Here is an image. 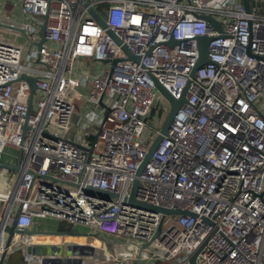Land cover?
Masks as SVG:
<instances>
[{
	"label": "built area",
	"instance_id": "1",
	"mask_svg": "<svg viewBox=\"0 0 264 264\" xmlns=\"http://www.w3.org/2000/svg\"><path fill=\"white\" fill-rule=\"evenodd\" d=\"M200 36L209 61L192 76ZM156 80L175 98L190 87L136 196L196 215L128 201L162 128L148 118L171 110ZM8 144L23 153L18 171L0 165V264H48L7 261L45 218L88 227L108 264H190L205 241L198 264H264V0H0V162L15 164Z\"/></svg>",
	"mask_w": 264,
	"mask_h": 264
},
{
	"label": "water",
	"instance_id": "2",
	"mask_svg": "<svg viewBox=\"0 0 264 264\" xmlns=\"http://www.w3.org/2000/svg\"><path fill=\"white\" fill-rule=\"evenodd\" d=\"M243 4L247 10V12L251 13L252 12V0H243ZM92 14L97 18V20L105 26V22L102 19V17L98 14L95 8H90ZM206 19L211 21L218 29L221 28L220 24L210 15L205 16ZM46 26H47V20L45 17L44 23L42 24V31H41V39L37 42L38 46V61H40V50L43 46V43L46 39ZM211 37L209 36H200L198 38L199 41V58L192 70L191 75L194 76L196 70L207 63L209 61V49L208 45L209 42L211 41ZM171 44L177 43L175 39H171L170 42ZM125 50L128 52L129 56L133 59L139 60V57L134 55L127 46H124ZM116 62V61H115ZM23 79L28 80L30 83V88H31V94L29 98V103H28V115L31 113L32 108H33V97L35 90L37 88L36 85V77L31 76L29 74L24 73L22 75ZM156 84L158 88L162 91V93L168 98V100L171 103V110L169 112V115L167 116L165 122L163 123V126L161 128V132L158 134L152 145L150 146V149L148 151V154L144 161L140 164L138 171H137V177L134 179L132 186H131V192L130 196L128 197V201L131 204L152 209L155 211H160L164 214H192L196 215V213L190 212V211H185L181 209H175V208H168L160 205H156L153 203H148L144 202L141 200L137 199L136 193L137 189L139 186V177L142 175L143 170L158 148L159 144L163 140L164 136L167 134L169 127L171 126L173 120L175 119V116L178 112V110L181 108V106L187 102V92L190 87V81H188L187 85L184 87L181 97L180 98H175L172 93L167 89L164 85H162L159 81L156 80ZM103 103V102H102ZM28 128V123L26 121L25 123V129ZM94 138H97V135L94 136ZM22 148H19L17 160L15 164H11L9 162H4L1 161L0 165L4 166L9 169H13L18 171L20 168V162L22 158ZM36 175V174H35ZM42 178H51L50 176H41ZM52 179V178H51ZM88 191H97L100 193H105L109 194L111 196H116V193L114 192H109L107 190H102L98 189L94 186H88L87 187ZM162 228V224H160L157 232L154 234L152 239L146 243H144L141 248L148 247L157 237ZM8 231L10 232V236L8 239V243L11 240V237L15 231V224L12 227L8 228ZM27 233L29 234H55V235H84L87 233H80L76 231L75 229H70L68 231H51V230H46L42 229L39 227L38 222H34L33 226L31 229L26 230ZM206 242V241H205ZM205 242L199 246L189 257V262L190 264H198V255L203 249V246L205 245ZM133 249V248H131ZM92 255L98 258H103V262L100 264H108L104 261V257L99 255V251L94 248L93 246L87 245V244H61V243H36L34 245H29L26 246L22 249L16 250L15 252L11 253L7 261L11 263H26V262H44L48 264H92L95 262V260L92 258ZM133 264H142V255L141 252H138L136 254V259Z\"/></svg>",
	"mask_w": 264,
	"mask_h": 264
},
{
	"label": "rangeland",
	"instance_id": "3",
	"mask_svg": "<svg viewBox=\"0 0 264 264\" xmlns=\"http://www.w3.org/2000/svg\"><path fill=\"white\" fill-rule=\"evenodd\" d=\"M13 4H14V2L10 3V5H13ZM10 5H7L5 7V10L8 13L13 8V6H10ZM2 10H4V9H2ZM93 66L94 67H99L100 65L98 63L94 62ZM158 113L160 115L159 117H157ZM168 115H169V111L166 109L165 102L162 101V102L157 103V105L154 106L153 113L148 118V121L149 122H154L155 121L157 123V126H159V127L161 126L162 127L163 123L165 122V120H166ZM18 152H19V149L16 146L8 144L6 146V149H5L4 153H3V157L2 158H3V160L12 161L14 158L17 157ZM40 223L47 230H51V231H68L70 229H75L76 231H78L80 233H87L90 230L88 227H86L84 225H80V224L69 225L66 221L58 220V219H55V218L41 219ZM42 235H50L51 237L52 236H57L55 234H42ZM66 235H68V234H66ZM105 238H107V237H105ZM109 239H111V238H109ZM112 239H113V237H112ZM113 241H114V239H113ZM96 243H98V240H97ZM114 264H117V263H114ZM123 264H126V263H123Z\"/></svg>",
	"mask_w": 264,
	"mask_h": 264
},
{
	"label": "bare ground",
	"instance_id": "4",
	"mask_svg": "<svg viewBox=\"0 0 264 264\" xmlns=\"http://www.w3.org/2000/svg\"><path fill=\"white\" fill-rule=\"evenodd\" d=\"M43 236V237H42ZM83 235H57V236H50V235H42V234H37V235H32V240L30 242L31 245L38 244V243H63L65 245L67 244H75V237H79ZM98 240L97 238H93ZM93 239L89 240V243H93ZM98 245V244H97ZM170 245L167 242V248H169ZM127 248V247H126ZM126 251V250H125Z\"/></svg>",
	"mask_w": 264,
	"mask_h": 264
},
{
	"label": "crops",
	"instance_id": "5",
	"mask_svg": "<svg viewBox=\"0 0 264 264\" xmlns=\"http://www.w3.org/2000/svg\"><path fill=\"white\" fill-rule=\"evenodd\" d=\"M8 5H10V4H8ZM10 6H13V5H10ZM36 222H38L39 223V227L40 228H42V229H46L45 227H43L42 225H41V223H40V220H36ZM47 230V229H46ZM75 241H76V243L77 244H84V243H86V242H89V240L85 237V236H79V237H75ZM93 243L92 244H94V245H97L98 243H96L97 242V240L95 241V239H93ZM176 263V260H173L172 262H171V264H175Z\"/></svg>",
	"mask_w": 264,
	"mask_h": 264
},
{
	"label": "trees",
	"instance_id": "6",
	"mask_svg": "<svg viewBox=\"0 0 264 264\" xmlns=\"http://www.w3.org/2000/svg\"><path fill=\"white\" fill-rule=\"evenodd\" d=\"M70 225V224H69Z\"/></svg>",
	"mask_w": 264,
	"mask_h": 264
}]
</instances>
